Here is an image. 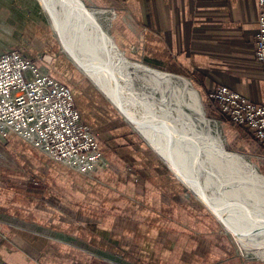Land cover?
Segmentation results:
<instances>
[{
  "label": "crops",
  "instance_id": "obj_1",
  "mask_svg": "<svg viewBox=\"0 0 264 264\" xmlns=\"http://www.w3.org/2000/svg\"><path fill=\"white\" fill-rule=\"evenodd\" d=\"M86 1L111 5L118 43L186 72L206 100L225 83L264 102L257 0ZM6 3L4 26L13 19L19 32L36 28L34 39L48 38L33 0ZM76 105L106 145L90 174L18 135L0 138V264H252L154 151L121 123L91 124Z\"/></svg>",
  "mask_w": 264,
  "mask_h": 264
},
{
  "label": "rangeland",
  "instance_id": "obj_2",
  "mask_svg": "<svg viewBox=\"0 0 264 264\" xmlns=\"http://www.w3.org/2000/svg\"><path fill=\"white\" fill-rule=\"evenodd\" d=\"M6 1L0 0V23L4 15H7V17L11 15V8L5 6ZM33 1L39 6L42 16L46 19V28L44 27L43 31L48 35V38L42 34L44 38L40 37L38 38L39 40L37 38L34 39L37 32L36 28L34 30H28L29 33L23 30V32H19V21L12 19L10 25L4 26V23H1L5 29H2L0 24V52L9 48H15L25 55L37 59L45 70L53 73L54 76L73 88L76 102L83 114L89 116L91 124L95 122L96 126L102 129L113 126L115 122L123 124L136 138H139L154 151L163 163L171 169L172 173L181 179L187 188L193 192L192 187L178 176L169 162L134 127L95 79L68 53L55 31L49 15L44 11L38 0ZM79 1L84 3L86 8L95 12L94 19L97 23V28L101 32L108 34L111 38V40L107 38V43L111 46L112 44L114 45V47H110L116 53L111 54L109 51L112 59V62L109 63L110 65L112 64L113 73L118 75V77L127 75L128 81L133 80L131 86L128 84L130 87H134L136 91L142 94H147L148 98L156 104L163 103L173 115L171 121L166 122H172L171 124L179 129V131H183L185 134H191L193 136L200 135L207 138L210 147L208 156L214 161L216 167H210L211 165L206 162V156L203 151L200 153V156L198 154L192 157L190 155L187 156V158L199 159L200 164L198 167H195V171H192L189 165H182L186 167V171L189 173L192 172L197 177H200L195 182L203 193L201 195L202 198L208 205L200 198V195L198 196L196 193H193L203 202L205 208L219 220L221 227L230 235L231 240L243 257L251 261L252 264H264V142L255 135L250 127L224 118L221 113L213 108L209 97L212 89L209 91L208 99L206 100L200 93L198 85L186 72L172 69L169 64L163 62L149 60L146 52L142 49L138 50V48L132 49L121 46L116 40V31L114 30L117 12L111 5L107 2L94 3L91 1L87 2L86 0ZM60 11L61 9L58 12ZM62 14L63 12L61 11L60 15ZM62 18L67 17L63 15ZM80 18L77 21H82L83 27H78L77 31L79 32L86 27L90 33L86 34L80 31L82 34H85L80 35V33H71L70 31L68 34L71 35L68 36H74L76 40L74 46L82 59L89 63L92 62L93 65L99 68L100 73L107 74V70L103 68L102 63H99V58L100 56L103 57L104 52L99 48L100 51L97 55L96 52H92V47H90L93 44L95 45L94 48H96L95 42L98 40L101 43L100 40L102 41V38L96 33V29H92V25L83 21L82 17ZM68 21L71 22L73 20ZM8 41L15 42L16 44L20 42V45H6L5 43ZM1 45H4V47H1ZM58 56L61 57L60 61L56 60ZM104 58L106 59L105 56ZM87 65L90 67L89 64ZM115 65L117 66V70H115ZM123 65L126 66H124L125 69ZM105 66L107 65L105 64ZM121 66L123 69H120ZM53 69L57 70L55 71ZM113 76L116 80L118 79L115 75ZM122 84V80L117 82V86L119 85V87L127 86L126 83H124L125 85ZM192 106H195L196 110ZM239 125H243L246 128H241ZM89 126L97 134L95 130L97 127ZM174 130L176 131V129ZM177 135L178 133L174 136L177 137ZM101 145L105 150L106 145L102 143ZM220 146L224 147V152L220 151ZM215 149H219L226 158H219V152H215ZM229 153L238 155V157L230 158L227 155ZM181 158L177 157L179 160ZM187 162L189 163V161ZM231 162H233V165ZM202 164L203 167L201 166ZM212 197L216 198V202L221 207H215L213 205ZM226 215H233L236 218L233 219V222L234 220L237 221V224H235L239 225L238 227L242 229L236 226L233 227L231 222L225 221ZM244 224H249L246 226L248 228L244 229ZM255 232L260 234L254 236L250 241L251 245L244 246L238 239V235L240 234L246 233L250 235Z\"/></svg>",
  "mask_w": 264,
  "mask_h": 264
},
{
  "label": "built area",
  "instance_id": "obj_3",
  "mask_svg": "<svg viewBox=\"0 0 264 264\" xmlns=\"http://www.w3.org/2000/svg\"><path fill=\"white\" fill-rule=\"evenodd\" d=\"M254 56L264 79V0H257ZM213 108L245 124L264 142V102H256L225 83L209 93ZM18 135L54 160L90 174L104 149L83 120L70 85L39 61L15 48L0 52V138Z\"/></svg>",
  "mask_w": 264,
  "mask_h": 264
},
{
  "label": "bare ground",
  "instance_id": "obj_4",
  "mask_svg": "<svg viewBox=\"0 0 264 264\" xmlns=\"http://www.w3.org/2000/svg\"><path fill=\"white\" fill-rule=\"evenodd\" d=\"M38 1L40 2L44 11L49 15L51 22L54 26V29L57 32V34L59 35L60 40H61L63 46L65 47V49L68 51V53L84 68V70H86L89 73V75H91L95 79V81L99 84V86L107 93L109 98L118 106V108L121 110V112L134 125V127L137 130H139L143 134V136H145V138L148 140V142L169 162L170 166H172L174 168V170L178 174V176L180 178L184 179L189 186H191L193 189H195L198 192L199 195H203L202 191L197 187V184L195 182V180L200 178V177H197V175L193 174L192 172L189 173L188 171H186L185 170L186 167H183L182 164L176 162L175 159L168 156L167 153L165 152V150L169 149L168 139L170 138V136L171 137L174 136L172 133V130H174V125L171 124L172 122H170V123L166 122V121H171V119L173 117L172 112L170 110H168L163 103H161V104L157 103L156 104L155 102L151 101L148 98L147 94H142L141 92L136 91L134 89V87H130L132 84L131 82L133 80L128 81V77H126L127 75L122 76V77H118V75L113 73V71H112L113 68L110 67V66H112V64L110 65L109 62H112L111 54L115 53L113 50H111V47H114V45L112 44V46H111L110 44H108L107 38L111 40L110 36L108 34H106L105 32H101V30L99 28H97V23L95 22V19H94L95 18L94 17L95 12L86 8L84 6V3H82L79 0H38ZM59 9H61V11L63 12L62 15H60L61 11L59 14V12H58ZM63 15L67 18L63 19L62 18ZM80 17H82L83 21H86L90 25H92V27H93L92 29H94V30L96 29V33L102 38V41L100 40L101 43H99L98 40H97V42H95L96 48H94L95 45H93V44H91L90 47H92V50H93L92 52H96L97 55H98V52L100 51L99 48L101 49V51L104 52L103 57L100 56V58H99L100 59L99 63H102L103 66H105V64H106L108 67H110V69H112V70H107V72H106L107 74L100 73L99 68L97 66L93 65L92 62L89 63V62H86L84 59H82V57L80 56L78 51H76V48L74 46L75 41H76L74 36H70V37L68 36V35H71V34H68V33H70V31H71V33H80V35H83L84 33H86V34L90 33V31H88L86 29V27L83 28V30H80L81 32H84L83 34L80 31L79 32L77 31L78 27H80V28L83 27V22L77 21L78 19H81ZM68 20H73V21L70 22ZM74 21H76V22H74ZM101 34H103L105 37ZM102 45L104 46V48ZM109 51L111 54L109 53ZM104 56L106 57V59L104 58ZM93 62H95V61H93ZM95 63H97V62H95ZM87 64H89L91 68ZM124 66L125 65H123V67ZM126 66H127V64H126ZM115 67H116L115 70H117L116 65H115ZM123 67L121 66L120 69H123ZM125 67H124V69H125ZM127 70H129V69H127ZM117 73H119V72L117 71ZM154 73H156V72H154ZM113 75H115L118 79L116 80V78ZM166 79H168V78H166ZM119 80H122V82H123L122 85H125L124 83H126L127 86H129V85L130 86L129 87H127V86L126 87L125 86L119 87V85L117 86V82H119ZM219 149H220V151L224 152L222 147ZM170 151L173 152L172 149H170ZM193 155H195V154H193ZM227 155H229L230 158L231 157L232 158L238 157V155L230 154V153ZM252 170H254V169H252ZM212 198H213V200H212L213 205L215 207L216 206L221 207L220 204H218L216 202V198H214V197H212ZM243 213H245V212H243ZM249 218H251V217H249ZM233 219H236L233 215L232 216H229V215L225 216V221H227L229 223L231 222V225H233V227L234 226L238 227L239 225H236L237 221L234 220V222H233ZM248 225H245L244 229L248 228V227H246ZM250 226H251V224H250ZM238 228H241V227H238ZM260 233L255 232V233L250 234V235L243 233V234L238 235V239L242 242V244H244V246L245 245H251L250 241L254 238V236H256Z\"/></svg>",
  "mask_w": 264,
  "mask_h": 264
},
{
  "label": "water",
  "instance_id": "obj_5",
  "mask_svg": "<svg viewBox=\"0 0 264 264\" xmlns=\"http://www.w3.org/2000/svg\"><path fill=\"white\" fill-rule=\"evenodd\" d=\"M59 14H60V12H59ZM110 67H112V66H110ZM110 67L103 66V68H105V70H112V69H110ZM192 108L194 110H196L195 106H192ZM181 126L184 127L182 124H181ZM174 129H176V131L172 130L173 135H175L176 133H178V135H177V137H175V136L171 137L170 136V138L168 139L169 149L165 150V152L167 153L168 156L175 159V161L180 163V164L189 165L190 169L192 171L193 170L195 171V167H198L200 164V162L198 161L199 159L198 158H187V156L190 155V157H192L193 154H198V156H200L201 155L200 153H202V151H203V153H205V156H206V162H208L211 165L210 167L211 168L216 167L214 165V161H212L211 158L208 156V154H209L208 152H210V147H209V142H208L207 138H204L200 135L193 136L191 134H185L182 131H179V129H177L176 127H174ZM204 139H205V141H204ZM222 148L224 150L223 146H222ZM170 149H172L173 152L170 151ZM214 151L217 153L219 152L218 153L219 158L225 157V156H223V153H221L222 151L220 152L219 149H215ZM179 156L182 157L181 160L177 159V157H179ZM186 159H188V160H186ZM224 160H226V159H224ZM187 161H189V163ZM222 162H223V160H222ZM231 163L233 165V162H231ZM201 166L203 167V164ZM191 189L193 190L194 193H196L199 196L198 192L195 189H193V188H191ZM200 198L203 199L201 195H200ZM205 203L207 204L206 201H205Z\"/></svg>",
  "mask_w": 264,
  "mask_h": 264
}]
</instances>
